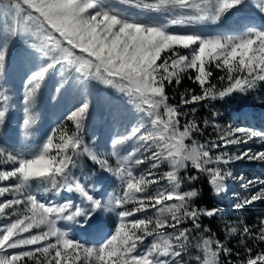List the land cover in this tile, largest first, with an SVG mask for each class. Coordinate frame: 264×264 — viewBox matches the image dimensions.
Returning <instances> with one entry per match:
<instances>
[{
    "label": "snow or ice",
    "instance_id": "1",
    "mask_svg": "<svg viewBox=\"0 0 264 264\" xmlns=\"http://www.w3.org/2000/svg\"><path fill=\"white\" fill-rule=\"evenodd\" d=\"M119 3L156 13L163 22L125 15L106 0H9L0 5V165L12 166L0 168V182L14 181L0 184V198L10 197L0 199V264H221L231 255L232 250L211 235H202L192 245L196 231L209 232L202 229L201 218L221 212L218 207L193 206L201 194L194 185L203 176L221 196L227 181L238 178L230 164L264 163V150L239 147L255 140L264 143V130L214 124L215 138L201 142L195 134L203 135L204 130L195 119H187L196 108L181 109L264 83V0ZM225 22L227 31H220ZM194 26L200 30H171ZM17 41L27 46L18 61L24 72L18 139L33 138L37 118L32 109L50 80H55L54 98L72 95L75 101L67 114L75 130L69 134L52 129L42 143H25L19 149L5 143L15 106L6 87L9 57ZM213 69L224 73L217 78L219 84L213 82ZM185 75L201 93L181 96L180 105H173L166 88L173 82L178 86ZM91 81L115 89L131 105L127 115L119 109L111 113L124 130L96 150L83 137L91 111ZM203 123L209 125L207 119ZM231 146H236L235 152L229 151ZM84 156L119 181V191L109 193L100 178L90 189L75 172ZM165 164L167 170L162 171ZM152 185L157 186L154 191ZM241 187L257 190L238 197L236 210L264 202V180L259 186L248 180ZM33 188L43 195L69 196L63 203H46ZM106 213H115L111 226L101 219ZM62 221L79 226L94 243L80 242ZM260 225L255 234L247 226L242 231L248 240L264 244V220ZM149 237L151 242L141 247ZM194 249V259L186 260ZM241 264H264V247L254 252L246 246Z\"/></svg>",
    "mask_w": 264,
    "mask_h": 264
},
{
    "label": "rangeland",
    "instance_id": "2",
    "mask_svg": "<svg viewBox=\"0 0 264 264\" xmlns=\"http://www.w3.org/2000/svg\"><path fill=\"white\" fill-rule=\"evenodd\" d=\"M106 4L109 7H115L123 14L132 16L134 18L143 19L149 22H163V17L156 13H145L138 9L132 7H126L119 3V0H106ZM251 12V10H249ZM254 14V13H253ZM257 22H259V17H256ZM3 16L0 14V25L3 24ZM215 27V26H213ZM228 25L225 22L220 26V31H227ZM173 31H199V26H194L192 29L177 28L171 29ZM27 50V46L23 44L22 41H17L11 50V56L9 57L10 69L8 72L6 87L11 89V96L15 102V106L12 109L11 119L9 121L10 130L9 135L7 136L5 143L6 146L12 147L16 146L18 149L22 148L25 143L31 144L33 146L42 143L43 138L46 133H50L52 129L67 130L69 134L71 131L75 130V125L72 121L67 120V114L70 113V110L73 109L75 101L72 95H64L59 99L53 97V84L55 80H50L47 86L44 88L42 93L37 97L36 103L32 109L33 115L37 118V124L34 126V136L31 140L27 142H22L18 139V122H21L22 113L20 111V106L22 104L23 92H24V72L21 65L18 63L21 53ZM181 52L186 50L181 49ZM88 90L91 92L90 101H91V111L90 117L86 123V127L83 132V137L85 143L96 150V145L106 142L111 135H114L117 131H123V127L120 124H115L112 120L111 113L119 109L121 112H124L125 115L128 114V110L131 108V105L127 103V98L122 96L115 89L109 88L98 81H91L88 85ZM220 103L221 105L217 104ZM208 111L211 113L212 119L220 118L221 121L226 119V115H229L231 122L226 126H223V129H227L229 125L241 126V127H250L255 130H264V83L260 84L256 89L249 90L244 93H234L224 99H217L208 103ZM218 110V112H214ZM228 113V114H227ZM245 114L248 115V118H245ZM192 114H189L187 119H190ZM185 122L184 118H181V124ZM214 124L209 123L207 127L204 124L201 128L204 130V134H195L196 138L201 142H204L210 138H215V130L213 128ZM22 131V129H20ZM210 136V137H209ZM212 136V137H211ZM207 138V139H204ZM58 138H54V143H58ZM241 149L251 148L254 152L264 150V143L255 140L250 142L247 145H240ZM126 151H130L131 147L126 145ZM99 151L104 152V148H100ZM230 152L236 151V146H231L229 148ZM110 163L115 165V158H110ZM11 165H0V168H11ZM137 169V173L142 170ZM233 171L235 176H238L236 180H229L227 182L237 183L239 182V177H244L242 183H246L248 180H252L253 183L259 186V182L264 180V163L258 161H236L229 166ZM162 171L167 170V165L162 166ZM195 172V170H192ZM191 171V172H192ZM77 176L81 177L85 183L88 184L89 188H92V182L97 178L104 179L105 183L108 185V192L119 191V181H115L114 178L110 177V174L107 172H102L100 167L96 165L90 158L87 156L81 157L79 160V165L75 169ZM196 173V172H195ZM191 174V173H190ZM203 176H201L202 178ZM14 181H5L0 182V184H11ZM166 183V182H162ZM156 185L150 186V191H154ZM239 187H236L238 189ZM244 189V188H243ZM257 188H252L247 192H240L238 197L243 198L250 194V192H255ZM33 191L38 195V198L46 203H63L64 200L69 196V194H62L63 198L58 199L57 196H52L51 194L43 195L39 192L37 188H33ZM10 198L7 196L0 199ZM219 198V197H218ZM103 199H107L104 197ZM211 201L213 196L210 197ZM224 205L214 204V207L222 208L221 212L216 215V220L218 222V234L220 239L223 241L235 240L236 243L232 244L234 250L231 252V256H227V262L230 264H241V261L246 256V246L252 247L255 251H259L261 247H264V244H258L257 242L250 241L244 235L242 229L246 226L244 221H249L252 214L258 215L255 220L258 221L250 229L253 230L255 234L260 225V221L264 220V202H254L252 205L245 208H250L247 211L242 213L241 210L238 212L235 211L234 203L237 199H233L228 195L221 198ZM76 202L79 203L78 194H76ZM196 202V201H195ZM195 206V203L194 205ZM128 207H132L129 205ZM256 209V210H255ZM210 218V217H204ZM15 219V217H13ZM103 219L109 226L112 225L115 221V213H106ZM63 225H66L65 230L72 233L76 239L80 242L85 243L86 245H91L94 243V239L91 235L87 233H82L79 231V226L72 225L70 222L62 221L60 222ZM191 228V225H186ZM235 227L237 229L236 233H231V228ZM33 231H37L34 229ZM27 235V234H25ZM209 236L208 233H203L202 231H196L192 238V245L194 246L197 240L201 236ZM152 240L149 237L145 244L141 247H146L148 243ZM221 241V240H220ZM16 251V250H10ZM198 253V250L194 249L191 257H186V260L194 259V256Z\"/></svg>",
    "mask_w": 264,
    "mask_h": 264
},
{
    "label": "trees",
    "instance_id": "3",
    "mask_svg": "<svg viewBox=\"0 0 264 264\" xmlns=\"http://www.w3.org/2000/svg\"><path fill=\"white\" fill-rule=\"evenodd\" d=\"M9 2V0H0V5L2 4H7ZM126 7H129L127 5H124ZM214 72V77H213V82L219 84L218 81V77L220 75H223V72H220L219 70L213 69ZM192 75H194V73H192ZM167 94L170 98V103H172L173 105H180V99L181 96H185L187 97L188 95H190L191 93H195V94H200L201 90L199 88V86L195 83H193L191 80H189L187 78V75H185V77L182 79L181 83L177 86L175 84V82H173L172 85L168 86L166 88ZM219 105H221L220 103H217ZM208 103H204L203 105L201 104H196V105H187L182 107V111H188L190 108L195 107L196 108V113L194 115L191 116L190 119H195L197 121L198 124H200V126H202L204 123L203 121L205 119H207L209 121V123L211 124H220L222 127L226 126L227 124H229L231 122V118L229 115H226V119L222 120L220 118L217 119H212L211 118V113L210 111H208ZM214 112H218V110H215ZM228 114V113H227ZM210 137V136H209ZM212 137V136H211ZM207 139V138H204ZM192 175H195V172H191ZM196 188H198L200 190V197L196 200L195 202V207H214L212 204V201L210 199L211 196V189L209 187V185L206 182L205 177L200 178V180L198 182L195 183L194 185ZM214 204H217L214 202ZM219 209H222L221 207ZM250 208H244L241 210L240 213L249 210ZM256 210V209H255ZM236 212H238V210L235 209ZM256 217H258V215H254L252 214L250 217L249 221H244V223L246 224L247 227H253L256 224H258V221L255 222V220L257 219ZM218 222L216 220V216L215 217H210V218H201V226L202 229H209L208 234H210L211 236H213V238L219 239L221 240V242H223L227 247H229L231 250H234V246H232V244H235L236 241L235 240H230V241H223L224 239H220V236L218 234V226H217ZM232 255V254H231ZM229 255V256H231ZM221 264H230L227 262L226 257H224L221 260Z\"/></svg>",
    "mask_w": 264,
    "mask_h": 264
}]
</instances>
